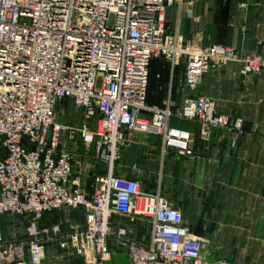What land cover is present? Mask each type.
<instances>
[{"label":"built area","instance_id":"1","mask_svg":"<svg viewBox=\"0 0 264 264\" xmlns=\"http://www.w3.org/2000/svg\"><path fill=\"white\" fill-rule=\"evenodd\" d=\"M176 2L181 0H0V264H43L44 219L63 206L86 210L85 224L59 241L86 264L108 261L113 238L129 244L130 264H205L203 242L185 226L182 212L160 195L142 192L137 180L114 176L113 169L126 145L124 130L159 136L164 153L194 155L193 134L170 125L171 107L147 104L152 60L184 61L185 87L193 92L204 75L232 60H241L242 76L264 71V54L240 58L233 47L180 41L166 23ZM238 8L247 11L250 3ZM187 15L192 19L191 9ZM63 101L84 109L94 127L60 121ZM177 115L197 124L205 142L215 130L243 129L240 118L217 114L215 102L202 95L188 96ZM63 133L78 136L107 165V173L95 178L92 198L73 178L81 163L62 145ZM115 214L149 220L150 241L129 240L125 227L114 229ZM6 216L27 221L26 239L6 240Z\"/></svg>","mask_w":264,"mask_h":264},{"label":"crops","instance_id":"2","mask_svg":"<svg viewBox=\"0 0 264 264\" xmlns=\"http://www.w3.org/2000/svg\"><path fill=\"white\" fill-rule=\"evenodd\" d=\"M244 0H181L166 12V23L180 41L191 39L196 47H233L240 58L264 54V0H247L250 8L239 10ZM193 2L192 7L188 4ZM191 9L193 17L187 15ZM241 60L229 61L202 78L198 90L185 87V63L163 57L152 60L147 104L150 108L171 107L170 125L190 131L195 137L194 155L164 153L163 140L152 133L124 130L126 145L120 150L113 174L137 180L142 192L160 195L182 212L190 233L203 242L205 264H264V71L240 74ZM190 95H202L216 104V112L240 118L243 129L215 130L209 142L199 138V127L177 115ZM58 119L70 127L93 122L71 101L58 105ZM80 162L74 180L88 198L95 192V178L107 173V165L93 158L92 147L76 136H61ZM86 210L67 206L48 213L46 255L43 264H86L72 248L59 247L61 237L83 226ZM125 227L129 240L148 243L152 224L136 217L134 221L115 214L112 227ZM3 235L8 241L27 237L25 219L6 216ZM124 239L109 242L111 258L103 264H130V248Z\"/></svg>","mask_w":264,"mask_h":264},{"label":"rangeland","instance_id":"3","mask_svg":"<svg viewBox=\"0 0 264 264\" xmlns=\"http://www.w3.org/2000/svg\"><path fill=\"white\" fill-rule=\"evenodd\" d=\"M177 64H178V63H177ZM100 84H101V81L99 80L98 83H97V85L100 86Z\"/></svg>","mask_w":264,"mask_h":264}]
</instances>
